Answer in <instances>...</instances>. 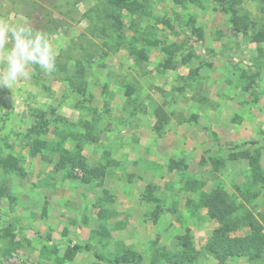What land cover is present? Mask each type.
<instances>
[{
  "label": "rangeland",
  "instance_id": "rangeland-1",
  "mask_svg": "<svg viewBox=\"0 0 264 264\" xmlns=\"http://www.w3.org/2000/svg\"><path fill=\"white\" fill-rule=\"evenodd\" d=\"M0 16L58 51L0 88V264H264V0Z\"/></svg>",
  "mask_w": 264,
  "mask_h": 264
},
{
  "label": "clouds",
  "instance_id": "clouds-1",
  "mask_svg": "<svg viewBox=\"0 0 264 264\" xmlns=\"http://www.w3.org/2000/svg\"><path fill=\"white\" fill-rule=\"evenodd\" d=\"M57 55L48 33L26 21L0 16V88L11 89L19 80L28 78L30 67L53 72Z\"/></svg>",
  "mask_w": 264,
  "mask_h": 264
},
{
  "label": "trees",
  "instance_id": "trees-1",
  "mask_svg": "<svg viewBox=\"0 0 264 264\" xmlns=\"http://www.w3.org/2000/svg\"><path fill=\"white\" fill-rule=\"evenodd\" d=\"M73 248H82L85 250H91L93 254L100 260H104L110 263L112 262L119 263V260L117 259L106 257L102 252H99L97 249H95V247L92 244H90L88 241H84L82 244L79 245H74Z\"/></svg>",
  "mask_w": 264,
  "mask_h": 264
},
{
  "label": "crops",
  "instance_id": "crops-1",
  "mask_svg": "<svg viewBox=\"0 0 264 264\" xmlns=\"http://www.w3.org/2000/svg\"><path fill=\"white\" fill-rule=\"evenodd\" d=\"M261 261H262V260H261ZM260 264H262V262H261Z\"/></svg>",
  "mask_w": 264,
  "mask_h": 264
}]
</instances>
